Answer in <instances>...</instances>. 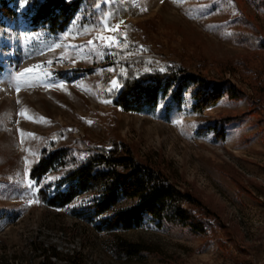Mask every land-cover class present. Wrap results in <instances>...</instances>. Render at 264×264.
<instances>
[{"label":"rangeland","instance_id":"1","mask_svg":"<svg viewBox=\"0 0 264 264\" xmlns=\"http://www.w3.org/2000/svg\"><path fill=\"white\" fill-rule=\"evenodd\" d=\"M17 3V17L0 28V264H264V46L241 41L264 40V0H93L58 35L32 32L29 0ZM105 17L119 33L102 30ZM99 35L120 43L106 46ZM126 51L164 58L242 97L202 104L191 87L180 106L167 97L155 110L124 112L109 96L120 89L116 63L131 57H121ZM37 65L17 92V73ZM114 143L200 200L211 213L196 215L205 233L149 215L132 230L109 229L89 211L92 193L65 208L42 200L40 190L54 195L66 172L33 181L44 153L67 148L72 168ZM120 241L148 252L128 256Z\"/></svg>","mask_w":264,"mask_h":264},{"label":"trees","instance_id":"2","mask_svg":"<svg viewBox=\"0 0 264 264\" xmlns=\"http://www.w3.org/2000/svg\"><path fill=\"white\" fill-rule=\"evenodd\" d=\"M83 2L93 0H29L25 24L32 32L44 30L51 35L61 34L70 26ZM17 12V0H0V28L7 25L8 19H15ZM241 41L251 48L264 46V40L255 38L242 37ZM126 53L131 57L116 63L119 68L124 67L117 78L120 89L109 96L124 112L155 110L167 97L171 103L180 106L183 94L191 87L195 89L194 98L202 104L223 96L242 97L234 87L209 83L201 74L172 66L164 58L163 63L158 64V57L154 55L126 51L121 57ZM227 120L226 123L231 122ZM213 128L217 130L216 126ZM220 137L224 139V131ZM70 160L69 150L61 148L44 153L32 168L30 178L35 182L56 169L66 170L54 195H48L44 190L39 192L49 206L65 208L81 196L92 193L96 196L89 211L93 217L102 219V225L106 224L109 229L132 230L141 225L145 215H149L159 225L166 222L195 233H205V222L196 215L199 213L200 217L208 218L211 213L207 207L191 193L177 189L160 169L138 160L131 147L115 143L112 147H94L84 162L72 168H69ZM123 200L135 201V204L121 208ZM119 247L128 256L148 252L143 245L126 241H120ZM51 254L59 256L55 248L51 249ZM47 264L52 263L47 261Z\"/></svg>","mask_w":264,"mask_h":264},{"label":"snow or ice","instance_id":"3","mask_svg":"<svg viewBox=\"0 0 264 264\" xmlns=\"http://www.w3.org/2000/svg\"><path fill=\"white\" fill-rule=\"evenodd\" d=\"M26 2H28V0H20L21 7H23ZM101 27H102V30L103 31H108V32H113V33H119L120 24L117 23L114 26L113 25H110L107 22V17H105V19L102 21ZM97 39L100 40V41H102L106 46H109V47H111V46H118L119 43H120L119 39L115 35L114 36H111V37H105L103 35H99L97 37ZM88 43H89V45H92L93 44V41H89ZM57 47H59V45H57ZM73 47L79 48V46H73ZM49 63H51V61H49ZM39 67L40 66L37 65V66H34L33 68H26L22 72H18L17 73V75L15 77V80L17 82V84H16V91L17 92H19V90H20V88H19V81L21 80V78H25L28 74H31V73L36 72V70ZM112 83H113V85H116L117 84V81H113ZM9 86H11V84ZM18 103H19V101H18ZM19 114L21 116H25V117L27 116L26 110L21 111ZM29 135H34V134H29ZM21 143H23V140H21ZM25 163L27 165V160L25 161ZM26 187H30L31 188V187H33V185L28 184V185H26ZM31 203H33V201L30 200L29 201V204H31Z\"/></svg>","mask_w":264,"mask_h":264}]
</instances>
